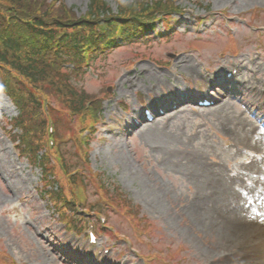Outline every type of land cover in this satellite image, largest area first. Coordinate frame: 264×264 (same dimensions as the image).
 Instances as JSON below:
<instances>
[{
    "label": "rangeland",
    "instance_id": "1",
    "mask_svg": "<svg viewBox=\"0 0 264 264\" xmlns=\"http://www.w3.org/2000/svg\"><path fill=\"white\" fill-rule=\"evenodd\" d=\"M64 1L82 13L89 0ZM107 1L115 7L117 0ZM229 1L180 0L183 24L178 30L183 35L168 44L134 45L148 57L130 66L120 63L131 55V48L117 51L101 69L84 75L79 82L93 92L105 82L114 85L113 95L104 106L107 114L113 110L112 102L123 98L132 108L136 104L134 93L139 89L154 97L151 83L158 90L193 91L201 87L205 68L222 70L236 55L247 62L237 99L227 98L210 109H181L131 137L112 133L107 143L91 146L92 167L106 171V176L141 206L153 221V232L144 238L155 250L171 252L174 264H260L249 245L254 246L264 228L260 222L263 219L257 220L258 191L264 188V134L257 128L251 109L264 110V52L256 34L264 31V9L251 21L258 24L255 31L246 21L250 10L263 7L264 0H236L228 12L240 13L231 21L233 32L219 21L201 34L204 40L194 42L197 48L186 44L195 36L194 19L207 7L221 9ZM219 25L223 32L218 30ZM228 33L236 37L232 47L239 51L235 56L225 47ZM171 53L175 56L170 66L155 62L169 59ZM201 63L209 65L203 68ZM0 113L7 118L17 113L5 96H0ZM1 115L0 250L11 255L16 264H55L61 261L59 249L71 246L78 250L81 238L65 234L50 215L36 189V170L17 159L2 131L5 118ZM97 133L99 138L105 135L101 129ZM13 204L20 207V213L12 211ZM119 216L108 221L126 233L141 253L148 250ZM113 241L118 245L104 264H144L145 259L125 250L123 241Z\"/></svg>",
    "mask_w": 264,
    "mask_h": 264
},
{
    "label": "trees",
    "instance_id": "2",
    "mask_svg": "<svg viewBox=\"0 0 264 264\" xmlns=\"http://www.w3.org/2000/svg\"><path fill=\"white\" fill-rule=\"evenodd\" d=\"M102 4L101 0H92L89 4L87 17L90 18L95 14L96 9ZM46 9L47 6L43 9L42 2L37 0L0 1V30L3 33L0 34V76L7 82H10V78L14 76L12 85L14 83L23 84L26 81L35 86L41 85L39 89H42V86L46 87L49 92H68L69 88L64 84L65 81H68L67 75L59 78L54 73L55 68H51L43 63L24 61L22 56L23 46L21 45V39L24 38H22L21 34L17 33V29H20L19 25H16L13 31L6 32L3 28V26L11 27L13 22H17L15 17L10 14L36 15L37 18H49L50 14L46 13ZM37 12H39L38 15L36 14ZM62 21L74 25L78 19L71 18L69 11L64 6H61L57 8V25H61ZM80 22L81 24L86 23L84 21ZM41 59L48 61V58L44 56ZM16 76L19 77V81L15 80ZM26 95V93H22V97ZM27 98L30 99V95ZM14 99L17 103H21L15 95ZM30 142L36 143V140L33 139ZM55 181H57V176Z\"/></svg>",
    "mask_w": 264,
    "mask_h": 264
}]
</instances>
